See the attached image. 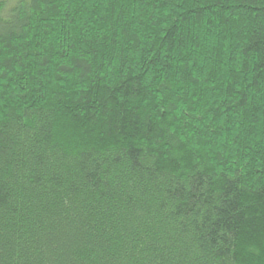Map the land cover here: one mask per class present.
Here are the masks:
<instances>
[{"label": "trees", "instance_id": "16d2710c", "mask_svg": "<svg viewBox=\"0 0 264 264\" xmlns=\"http://www.w3.org/2000/svg\"><path fill=\"white\" fill-rule=\"evenodd\" d=\"M0 264H264V0H0Z\"/></svg>", "mask_w": 264, "mask_h": 264}]
</instances>
